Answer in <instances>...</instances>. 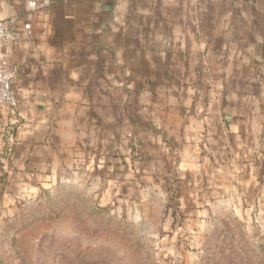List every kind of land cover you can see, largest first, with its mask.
Returning <instances> with one entry per match:
<instances>
[{
  "label": "crops",
  "instance_id": "1",
  "mask_svg": "<svg viewBox=\"0 0 264 264\" xmlns=\"http://www.w3.org/2000/svg\"><path fill=\"white\" fill-rule=\"evenodd\" d=\"M0 18L18 33L6 51L17 105H0V196L128 141L149 159L172 139L194 188L230 185L227 166L254 169L264 0H0Z\"/></svg>",
  "mask_w": 264,
  "mask_h": 264
},
{
  "label": "rangeland",
  "instance_id": "2",
  "mask_svg": "<svg viewBox=\"0 0 264 264\" xmlns=\"http://www.w3.org/2000/svg\"><path fill=\"white\" fill-rule=\"evenodd\" d=\"M160 140L153 158L129 141L109 159L99 146L34 186L3 187L0 264H264V150L243 177L224 169L230 185L194 188Z\"/></svg>",
  "mask_w": 264,
  "mask_h": 264
},
{
  "label": "built area",
  "instance_id": "3",
  "mask_svg": "<svg viewBox=\"0 0 264 264\" xmlns=\"http://www.w3.org/2000/svg\"><path fill=\"white\" fill-rule=\"evenodd\" d=\"M36 8V5L32 6ZM13 22V21H12ZM25 28L29 30L30 25ZM18 39V33L9 25L8 21L0 18V105L4 107H15L17 99L14 94L13 85L15 74L7 64V48Z\"/></svg>",
  "mask_w": 264,
  "mask_h": 264
},
{
  "label": "trees",
  "instance_id": "4",
  "mask_svg": "<svg viewBox=\"0 0 264 264\" xmlns=\"http://www.w3.org/2000/svg\"><path fill=\"white\" fill-rule=\"evenodd\" d=\"M116 157V156H115Z\"/></svg>",
  "mask_w": 264,
  "mask_h": 264
}]
</instances>
